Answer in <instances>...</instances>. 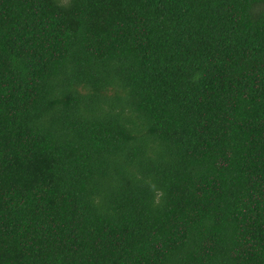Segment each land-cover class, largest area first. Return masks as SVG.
Listing matches in <instances>:
<instances>
[{"label": "trees", "instance_id": "trees-1", "mask_svg": "<svg viewBox=\"0 0 264 264\" xmlns=\"http://www.w3.org/2000/svg\"><path fill=\"white\" fill-rule=\"evenodd\" d=\"M0 264H264V0H0Z\"/></svg>", "mask_w": 264, "mask_h": 264}]
</instances>
